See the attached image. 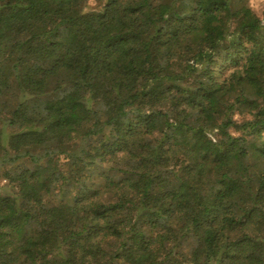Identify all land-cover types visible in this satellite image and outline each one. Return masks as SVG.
Here are the masks:
<instances>
[{
	"label": "trees",
	"instance_id": "obj_1",
	"mask_svg": "<svg viewBox=\"0 0 264 264\" xmlns=\"http://www.w3.org/2000/svg\"><path fill=\"white\" fill-rule=\"evenodd\" d=\"M0 264H264V0H0Z\"/></svg>",
	"mask_w": 264,
	"mask_h": 264
},
{
	"label": "rangeland",
	"instance_id": "obj_2",
	"mask_svg": "<svg viewBox=\"0 0 264 264\" xmlns=\"http://www.w3.org/2000/svg\"><path fill=\"white\" fill-rule=\"evenodd\" d=\"M5 180L2 178V170L0 169V186L4 185ZM4 244L3 239L0 237V246ZM139 264H148V260L146 257L140 259Z\"/></svg>",
	"mask_w": 264,
	"mask_h": 264
}]
</instances>
